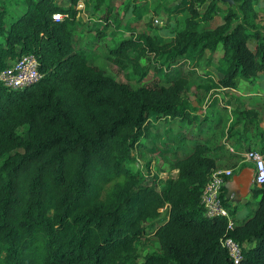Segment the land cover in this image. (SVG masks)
I'll return each mask as SVG.
<instances>
[{
    "label": "trees",
    "instance_id": "obj_1",
    "mask_svg": "<svg viewBox=\"0 0 264 264\" xmlns=\"http://www.w3.org/2000/svg\"><path fill=\"white\" fill-rule=\"evenodd\" d=\"M70 1L64 8L55 0H23L25 9L8 20L0 5V72L31 54L42 75L22 90L0 82V264H234L221 246L225 238L241 247L240 264H264V184L250 188L247 204L256 203L243 222L234 221L237 206L222 188L232 229L225 218H207L201 205L217 163L264 154L258 109L235 107L223 144L213 146L221 113L199 116L187 96L194 72L170 71L181 63L196 68L221 48L220 78L198 88L237 90L238 78L263 80L260 0H234L238 12L228 10L213 26L215 0H181L174 12L185 18L168 39L153 34L151 18L136 32L151 12L137 4L130 37L108 59L139 81L147 76L143 57L168 64L156 68L162 78L134 89L76 51L79 0ZM57 13L64 18L55 21ZM136 152L171 156L176 173L147 179L131 169ZM149 222L157 223L159 250L141 256Z\"/></svg>",
    "mask_w": 264,
    "mask_h": 264
},
{
    "label": "rangeland",
    "instance_id": "obj_2",
    "mask_svg": "<svg viewBox=\"0 0 264 264\" xmlns=\"http://www.w3.org/2000/svg\"><path fill=\"white\" fill-rule=\"evenodd\" d=\"M87 1L89 2L88 5ZM70 0H55V3L68 8L70 6ZM181 2V0H105L98 10L93 7L95 0H79L76 5L77 24L74 29L73 41L76 51L83 53L89 60L91 65H95L104 69L109 75H111L116 81L128 84L131 88H137L142 85L152 84L155 79L162 78L157 73L156 68L159 64H165L167 62L156 61L152 55H147L140 60V64L143 67H148L147 76L139 81V77L136 76L131 69L120 70L108 59L110 57L109 51L118 43L126 40L130 37L127 31L128 24H133L135 20L136 6L147 5L151 10L149 13L143 15V20L139 26L136 27V32H143L146 30V21L150 18L153 20V34L160 35L165 39L171 38V30L175 28L176 24H181L185 16L174 12V8ZM261 5H256V9L264 13V0H260ZM0 5L6 10L4 20L16 19V17L25 9L23 0H0ZM207 4L204 5L200 12H204ZM109 8V10H108ZM134 8V9H133ZM234 10L238 12L237 5L229 6L221 2H216V11L213 14L214 22L211 26L222 22L223 17L227 14L228 10ZM134 10V11H133ZM154 12H158L156 15ZM107 17L108 21H105ZM108 23L107 27L105 23ZM130 24V26H131ZM134 26V25H133ZM182 28V26H180ZM201 28V27H200ZM98 32H104V36L97 38ZM221 55V48L217 53L209 58L205 56L199 63L198 67L192 68L185 63H181L179 67H172L171 72L175 70L180 73L194 72L191 77V85L188 89L187 96L191 99L192 105L197 108V114L202 116L210 114L221 113L222 127L216 134V140L213 146H219L223 144L224 137L223 132H226L229 123L230 112L236 108H243L245 106L257 108L260 122L264 128V79L254 80L249 82L243 78L236 80L238 89L227 90L222 89L216 91H205L198 88L202 86L210 85L208 80L217 81L220 75L217 73L215 64ZM15 61L10 62L9 65L14 64ZM229 103L231 107L222 109L225 103ZM214 104L213 108H210L211 104ZM214 112V113H213ZM216 115V116H217ZM228 154V153H227ZM172 157L160 156L156 154L146 153L145 157L141 158L138 153H135V162L131 165V169L134 172H142L146 174V178L150 179L153 174L158 175L160 178H166L167 175H173L172 171ZM223 164V169L229 168L234 173L233 161L226 160ZM220 163V162H219ZM150 175H147V168ZM164 171V173H158V171ZM249 196V195H248ZM255 205V204H254ZM253 203H250L247 210H251ZM241 213H237V218H240ZM157 227V223L149 222L147 224L148 242L146 243L147 249L141 250V256L147 253H152L159 250L157 241L152 236V233ZM142 261V260H141Z\"/></svg>",
    "mask_w": 264,
    "mask_h": 264
},
{
    "label": "built area",
    "instance_id": "obj_3",
    "mask_svg": "<svg viewBox=\"0 0 264 264\" xmlns=\"http://www.w3.org/2000/svg\"><path fill=\"white\" fill-rule=\"evenodd\" d=\"M63 18L64 15L61 13L53 15L55 21H60ZM41 77L38 61L31 54L21 56L14 64L0 72V82L14 90H22L39 81ZM244 159L253 165V185L262 186L264 184V154L251 151L244 155ZM232 175L233 170L231 169H215L201 195V205L205 216L209 219H227L229 229H232L233 222L228 208L223 204L221 191ZM221 246L228 252L234 264H240L243 260V251L234 240L231 238L222 239Z\"/></svg>",
    "mask_w": 264,
    "mask_h": 264
},
{
    "label": "crops",
    "instance_id": "obj_4",
    "mask_svg": "<svg viewBox=\"0 0 264 264\" xmlns=\"http://www.w3.org/2000/svg\"><path fill=\"white\" fill-rule=\"evenodd\" d=\"M261 127H262V124H261ZM227 159L228 158L226 157L224 160L220 161V163H217V169H223V164L226 163L225 161ZM226 169H229V168H226ZM173 173L175 174L176 172H173ZM252 178H253V165L250 162L246 161L245 159L240 158V160H236V166L234 167V173L225 183V185L228 186L230 189L231 198L235 197V195H238V194L241 195L242 197V200L239 203L234 202L233 200H229V202L232 205L237 206V211L235 215L233 216V219L236 222H243L246 219H248L250 215L253 214L254 204L256 202H250V203H253V207L251 208V210H247L250 205V203L247 204V202L249 201L248 200L249 190L253 186ZM226 194H227V190H226ZM226 194H225V198H226ZM237 213H241V216H240L241 219H238L236 217Z\"/></svg>",
    "mask_w": 264,
    "mask_h": 264
},
{
    "label": "water",
    "instance_id": "obj_5",
    "mask_svg": "<svg viewBox=\"0 0 264 264\" xmlns=\"http://www.w3.org/2000/svg\"><path fill=\"white\" fill-rule=\"evenodd\" d=\"M216 2H221V3H224V4H228L229 6H232V5H234V4H236L235 2H234V0H215ZM237 5V4H236ZM225 187V189L227 190V194H226V200H233L234 202H237V203H239V202H241V200H242V197H241V195H235V197H233V198H231V192H230V189H229V187L228 186H224Z\"/></svg>",
    "mask_w": 264,
    "mask_h": 264
}]
</instances>
